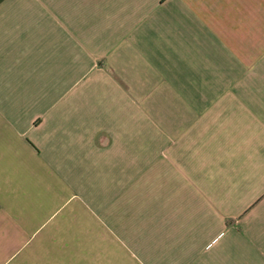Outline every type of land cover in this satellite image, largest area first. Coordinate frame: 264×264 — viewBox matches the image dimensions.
Here are the masks:
<instances>
[{"label": "crops", "instance_id": "1", "mask_svg": "<svg viewBox=\"0 0 264 264\" xmlns=\"http://www.w3.org/2000/svg\"><path fill=\"white\" fill-rule=\"evenodd\" d=\"M0 264H264V0H0Z\"/></svg>", "mask_w": 264, "mask_h": 264}]
</instances>
